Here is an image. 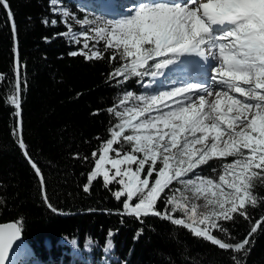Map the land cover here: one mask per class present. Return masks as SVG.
Wrapping results in <instances>:
<instances>
[{
    "label": "snow or ice",
    "instance_id": "6c2138e0",
    "mask_svg": "<svg viewBox=\"0 0 264 264\" xmlns=\"http://www.w3.org/2000/svg\"><path fill=\"white\" fill-rule=\"evenodd\" d=\"M50 4L66 27L58 35L79 46L70 55L93 60L108 54L109 62L117 64L110 81L124 84L138 78L142 87L152 89L161 77H174L152 92L124 91L107 109L114 123L107 138L97 137L83 191L89 192L97 179L105 188L118 185L109 190L122 204L119 215L140 223L149 216L167 220L246 257L264 225V217L254 219L248 211L264 202L255 192L256 182L264 183V0H140L116 19H78L63 0ZM0 6L7 10L15 36L9 0H0ZM72 22L83 30H74ZM43 23L55 26L58 20ZM196 70L206 79L175 78ZM21 83L17 55L14 92L7 98L17 117ZM13 134L47 202L44 176L24 142L22 122ZM214 160L219 169L210 164ZM237 217L252 223L238 241L224 227ZM21 229L19 221L0 225V264ZM232 259L245 264L236 255Z\"/></svg>",
    "mask_w": 264,
    "mask_h": 264
},
{
    "label": "trees",
    "instance_id": "16d2710c",
    "mask_svg": "<svg viewBox=\"0 0 264 264\" xmlns=\"http://www.w3.org/2000/svg\"><path fill=\"white\" fill-rule=\"evenodd\" d=\"M63 2L74 7L75 0ZM9 4L15 36L7 10L0 6V76L4 78L0 81V224H22L23 240L12 255L13 264H234L233 255L245 264H264V225L245 257L221 250L167 220L149 216L140 223L119 215L122 204L109 190L118 185L105 188L97 179L89 192L83 191L93 167L91 153L100 143L97 137L107 138L114 123L107 109L124 91L142 93L141 83L138 78L124 84L110 81L108 75L117 64L109 62L108 54L93 60L70 55L77 49L69 38L58 35L66 27L53 16L50 0H9ZM45 19L58 23L46 26ZM17 55L20 117L7 99L14 92ZM18 121L29 154L44 176L47 202L13 134ZM210 164L220 167L219 161ZM255 192L264 197V183L257 181ZM248 211L254 219L264 217V202ZM224 227L238 241L252 223L237 217Z\"/></svg>",
    "mask_w": 264,
    "mask_h": 264
},
{
    "label": "rangeland",
    "instance_id": "374dc122",
    "mask_svg": "<svg viewBox=\"0 0 264 264\" xmlns=\"http://www.w3.org/2000/svg\"><path fill=\"white\" fill-rule=\"evenodd\" d=\"M119 1H120V3H127L123 6L124 7L123 9L120 8V6H119L120 4H116L117 1L115 2L114 0H101V6H100L101 12H99V14L97 12H94L93 10H91L89 8L86 9L84 6L85 3H83V2H78V3L75 2L74 7H72L71 2H66V4H65V2H63V6H66L69 9V11L73 12L78 19H83L85 17H87V18L103 17L105 19H116V18H120V16L123 15L131 5L140 2V0H119ZM72 24H73L74 30H76V31L83 30V29H81L80 25H77L74 22H72ZM71 43H72V46L74 48H76L77 50L79 49L78 45L74 44L72 41H71ZM98 46L102 47V43H101V45H98ZM190 59H195V58H190ZM187 72L180 73L179 76H177L175 78L194 80L193 79L195 77L194 74L190 73L189 71H187ZM199 76L201 78L206 77L204 75H199ZM173 78H174L173 75H169L167 77V79L162 77V81L157 82V84H159V83L161 84L160 87L156 86V87L152 88L151 90H147L146 88L142 87V89H144V91L142 93L152 92V91L156 90L157 88L164 87L168 83V81L172 80ZM10 264H13V260H12V262L10 261Z\"/></svg>",
    "mask_w": 264,
    "mask_h": 264
},
{
    "label": "water",
    "instance_id": "95a60500",
    "mask_svg": "<svg viewBox=\"0 0 264 264\" xmlns=\"http://www.w3.org/2000/svg\"><path fill=\"white\" fill-rule=\"evenodd\" d=\"M12 223H14V222H12ZM6 224H11V223H5V224H0V225H6ZM22 240H23V238H22V235L20 234V238L13 243L11 249L8 251L7 258L5 260V264H7L9 262L12 254L18 249L19 245L22 243Z\"/></svg>",
    "mask_w": 264,
    "mask_h": 264
},
{
    "label": "bare ground",
    "instance_id": "6f19581e",
    "mask_svg": "<svg viewBox=\"0 0 264 264\" xmlns=\"http://www.w3.org/2000/svg\"><path fill=\"white\" fill-rule=\"evenodd\" d=\"M200 65H203V62L200 61ZM190 73L194 74V80H200V79H206V77L204 78H201L199 75H202L201 71L199 70H196V71H189ZM188 73V72H187ZM198 73V74H197ZM205 76V75H204ZM7 264H10V261L7 263Z\"/></svg>",
    "mask_w": 264,
    "mask_h": 264
}]
</instances>
